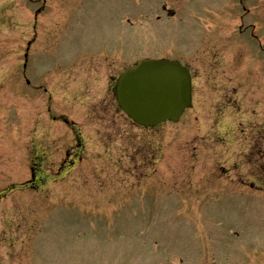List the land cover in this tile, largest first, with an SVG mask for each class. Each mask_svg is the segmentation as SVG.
I'll list each match as a JSON object with an SVG mask.
<instances>
[{
	"label": "rangeland",
	"instance_id": "374dc122",
	"mask_svg": "<svg viewBox=\"0 0 264 264\" xmlns=\"http://www.w3.org/2000/svg\"><path fill=\"white\" fill-rule=\"evenodd\" d=\"M113 3L0 0V264H264V0ZM105 56L180 60L196 103L108 137L78 78Z\"/></svg>",
	"mask_w": 264,
	"mask_h": 264
},
{
	"label": "water",
	"instance_id": "95a60500",
	"mask_svg": "<svg viewBox=\"0 0 264 264\" xmlns=\"http://www.w3.org/2000/svg\"><path fill=\"white\" fill-rule=\"evenodd\" d=\"M116 100L139 125L177 121L190 104V75L176 60H141L117 78Z\"/></svg>",
	"mask_w": 264,
	"mask_h": 264
},
{
	"label": "flooded vegetation",
	"instance_id": "af4514ba",
	"mask_svg": "<svg viewBox=\"0 0 264 264\" xmlns=\"http://www.w3.org/2000/svg\"><path fill=\"white\" fill-rule=\"evenodd\" d=\"M114 0H111V2L113 3ZM114 4V3H113ZM105 19V18H104ZM103 19V20H104ZM254 38H257L254 35ZM258 40V39H256ZM259 43V40L257 41ZM115 43V42H114ZM259 50H260V45H259ZM189 70L190 75H191V107L192 105H194V103H196L195 101V85H194V81L195 79H197L196 74L194 73V71H192V69L186 65L185 63H183ZM117 66L115 64V61L112 60L110 57L105 56L104 59H102V62L100 60L99 62V66L96 68L93 66V69L91 68L90 71H87V74L84 75V79L80 77V81L79 83L81 84L80 88L83 89V92H81V98L86 99V101H84L83 104H87L89 105L90 108H92V110H96L94 111V116L97 117V120H91L89 122H93V123H106L110 125V134L108 135V137H111V135L115 134L116 130L114 129L115 123L118 122V118L119 121L122 123H133L130 119H128L119 109L116 103V99H115V83H116V77L118 75V72L116 70ZM99 71H104L102 72L104 75V83L99 85L98 87H93L91 82L94 80V77ZM93 74V75H91ZM199 86V85H196ZM206 86H207V82H206ZM200 89V88H197ZM210 91V92H208ZM218 91V87L215 83V86L212 89H207L208 93H216ZM228 94V93H227ZM217 95H222V94H217ZM223 95H226V93H224ZM219 97V96H218ZM51 97L48 98V100H50ZM224 97H222L221 99L218 98V103L220 104H225L223 102ZM82 100V99H81ZM194 101V102H193ZM48 104H50V102H48ZM49 109L51 110L52 105H48ZM213 107V106H212ZM218 108H221L220 106ZM62 114L60 115V117H63L64 115L68 116L67 111L65 112H61ZM59 116L53 115V118L51 119V121H55L57 120L56 118H58ZM63 123H70L69 127L71 129V139L72 143H73V147L71 148V150L68 149L66 150V156H68V160L72 159L70 162L71 164L74 163L77 159L81 158V154H82V150L81 148L83 147V144L81 142V137H80V132L77 131V129H79V126H76L74 123V120H70L69 118L67 119L66 117L63 118ZM71 153H73V157H70L69 155ZM34 163L33 165H31V170L33 172V175L35 174V170L38 169L37 167H35Z\"/></svg>",
	"mask_w": 264,
	"mask_h": 264
}]
</instances>
